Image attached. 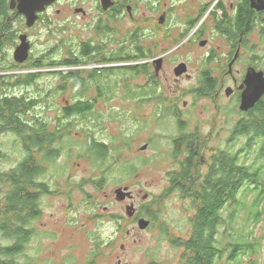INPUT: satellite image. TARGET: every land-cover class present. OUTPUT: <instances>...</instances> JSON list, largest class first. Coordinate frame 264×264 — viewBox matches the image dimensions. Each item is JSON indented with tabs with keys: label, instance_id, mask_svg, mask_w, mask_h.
I'll list each match as a JSON object with an SVG mask.
<instances>
[{
	"label": "rangeland",
	"instance_id": "rangeland-1",
	"mask_svg": "<svg viewBox=\"0 0 264 264\" xmlns=\"http://www.w3.org/2000/svg\"><path fill=\"white\" fill-rule=\"evenodd\" d=\"M199 1L175 0L173 3H177V7L189 4L184 8L186 13L195 12L200 5ZM201 1L212 5L201 20L207 23L201 28L203 32L199 34L201 38H194L192 43L187 42L183 50L174 51L184 41L180 33L187 25L179 20V17H185L183 11H179L174 17L176 41L173 38L164 40L167 30L159 28L157 21L149 22L150 29L158 31V34L145 39L147 40L145 46L157 50L148 62L151 73L157 75L154 77L160 83L159 100L139 104L134 98L127 99L128 85L139 90V85L146 81L145 75L138 74L124 86L120 82L123 83L125 78L129 77L125 76L127 72L120 77L110 76L109 81L103 74L100 85L111 89L104 97L111 94L108 99L113 98V101L107 103L100 99L95 110L105 113V120L99 122L92 119L90 122H84L79 117H73L68 122V129L71 131L65 129L67 131L61 137L65 139L68 133L69 138L66 137L65 140L60 138V146L56 143L60 156L52 164L43 160L42 153L35 152L37 160L48 169L47 174L39 180L48 185L50 193L41 195L42 216L33 224L37 236L24 255L18 257L17 262L25 264V261L32 260L34 264H86L91 260L94 264H119L122 260L123 264L184 263L185 250L171 243V240L189 238L191 233L189 220L195 211L180 193L168 191L172 186L171 174L180 170L178 161L173 158L174 143L169 139L172 135L179 137V126L174 116L168 118L167 122L162 119L166 117L168 111L176 113L187 125L186 133L194 139V146H203L201 154L207 161H210L219 149L225 148L233 125L240 120L236 97L226 98L225 91L216 100L195 94L199 87L198 76L212 51H215V57L207 64L210 67H227L224 58L230 55L232 46L236 45L235 41L232 43L227 36L217 33L216 21L208 17L218 0ZM225 2L227 7L232 3L239 4L236 0ZM65 11L66 9H63L62 14ZM55 13L56 10H53L49 14L50 18L58 22L57 25L51 28L47 24H39L31 30L33 58L29 61L30 64L26 65L28 60L24 64L16 62V43L12 41H6L0 52V68H3L0 70V77L4 79L2 80L4 82L0 81V99L6 95L26 101L38 98L39 104L32 110V115L43 118L49 131L56 128V120L61 116L60 109L65 105L64 98L73 103L74 93L71 90L65 93L59 90L52 92L62 83V79L57 75L75 72L82 73L85 78L89 76L91 70L104 68L101 67L102 64L97 63L104 54H97L95 64L91 59L84 65L76 67L64 65L60 67L59 64L57 70L55 69L59 73L56 74L42 72L45 68L33 69L32 66L39 63V59L45 64L68 60L71 52L79 53V45L93 36L86 27L88 21L77 18L75 14L70 17L67 12L56 19ZM220 15L221 13L217 16ZM17 24L22 26V22ZM127 24L128 27L132 26V23ZM143 24L145 27L148 22L145 21ZM94 37L97 38L95 34ZM202 41H207L205 47H200ZM158 42L159 46H156ZM165 47L170 49L165 50ZM166 52L171 54L166 56ZM161 56L164 57V62L158 71L153 61ZM240 58L236 71L245 73L250 65L264 71V38L259 28L247 37ZM139 61L136 64H142ZM183 62L190 66L189 73L192 79L177 81L174 70ZM128 67H132L130 63ZM213 72L220 75L217 70ZM27 75H36L39 78L36 83L27 85L25 83ZM117 81L120 86L118 84L116 88L112 83ZM90 94L95 95L94 89ZM53 98L58 99L56 105L44 103V99ZM233 108L239 113L230 114ZM32 115L24 113L21 117L31 121ZM99 125L102 126L101 129ZM12 130L8 128L3 131L0 128L2 173L11 172L24 158L22 140ZM90 136L109 145L108 161L103 166L108 168V171H103V168L94 162L95 155H88L81 148L80 144L87 145ZM145 146L147 148L142 150ZM238 147L239 144L236 148ZM184 158L185 156H180V159ZM126 165H134L136 168L134 173ZM1 184L0 188H3ZM121 188L135 192L136 208L141 212L150 211L156 214L157 219L149 229L143 231L139 227L136 229L135 226L130 227L124 223V230L119 232V224L115 219L119 216L126 217L128 210L125 203L117 200L116 191ZM257 230L258 236L264 235V223L258 226ZM126 231L130 234L128 235Z\"/></svg>",
	"mask_w": 264,
	"mask_h": 264
},
{
	"label": "trees",
	"instance_id": "trees-1",
	"mask_svg": "<svg viewBox=\"0 0 264 264\" xmlns=\"http://www.w3.org/2000/svg\"><path fill=\"white\" fill-rule=\"evenodd\" d=\"M2 5L3 3L0 4V37L8 28V12ZM240 6V18L234 26L236 33L247 35L260 26L261 36L264 38V12L255 15L248 2ZM244 16L247 18L243 19ZM227 32L229 31L225 30L224 34ZM87 50L88 46L84 47L81 56L77 57L71 53V60L76 61H64L60 64L84 65L89 61ZM116 56L113 55L112 62L117 61ZM132 60L137 59L130 57L123 61ZM51 65L53 64L42 62L32 67L41 69ZM131 68L121 72L112 70L108 78L120 77L127 72L130 79L132 75L138 74ZM95 75L96 79L90 80V74L85 78L82 73L58 74L62 79L59 91L65 93L71 90L74 93L73 103L63 110L65 129H68V122L72 117H79L84 122L92 119L104 121L105 113L96 112L97 103L92 99L90 91L96 88L97 97L102 98L111 89L100 85L98 71ZM38 78L36 75H27L25 83L34 84ZM2 80L4 79L0 77V81L4 82ZM204 82V90H214V82L209 79ZM112 84L117 88L119 82ZM126 89L129 97L137 94V89H133L130 84ZM37 104L39 102H28L16 96L0 99V128L5 131L13 127L12 132L22 140L24 149V158L15 169L8 173L0 172V183L3 185L0 188V264H20L17 262L18 257L24 255L37 236L33 224L42 216L40 195L49 193L50 189L39 180L47 174L48 169L37 160L35 152L42 153L43 160L51 164L60 156L56 143L61 145V137L49 133L46 124L38 129L30 128L28 122L21 117L27 113L26 109H34ZM235 109L230 114L239 113ZM239 115L240 120L233 125L225 148L213 154L210 161L201 154L203 146H194V139L186 133L187 125L176 113L168 111L162 119L167 122L168 118L174 116L179 126V137L172 135L169 139L174 143L173 158L178 161L180 170L171 174L172 186L168 191L180 193L195 211L189 220V238L171 240V243L185 250L183 264H264V235L258 236L257 230L264 223V97L256 108L248 113L240 112ZM66 137L69 138L68 133L64 138L67 139ZM89 139L87 145L80 144L81 148L88 155H95L94 162L103 171H108L103 166L108 161L109 145L94 136ZM68 143L73 145L69 141ZM238 144L239 147L236 148ZM180 156L185 158L182 160ZM200 156L205 159L203 166L195 164ZM126 167L133 173L136 170L134 165ZM161 230L166 233L164 229ZM25 262L28 264V261Z\"/></svg>",
	"mask_w": 264,
	"mask_h": 264
},
{
	"label": "flooded vegetation",
	"instance_id": "flooded-vegetation-1",
	"mask_svg": "<svg viewBox=\"0 0 264 264\" xmlns=\"http://www.w3.org/2000/svg\"><path fill=\"white\" fill-rule=\"evenodd\" d=\"M25 0H0V4L3 3L2 7L7 9L8 17V28L7 32H3L2 36L0 37V52L3 49V44L6 41H12L16 43L15 50L20 46L22 37H27V40L30 43L31 49L33 47V43L31 40V30H34L39 24H47L48 27L57 25L58 22L55 21V19L50 18V14L53 10H56V19L60 18V16L65 15L66 12L69 13V16L71 17L72 14H75L77 18H80L84 21H88L87 29L92 32V37L87 39L85 42H82L79 45L80 50L79 53L71 52L74 56H81L82 49L84 50V47L88 46V58L91 59L94 64L97 62L95 59V56L104 54L103 57L98 60L97 63L102 64L101 67L104 66L103 69L97 70H91L90 80L96 79V73L98 71V74L101 75L100 77H106V80H110L109 73L113 71H128V63L131 64L132 70L135 69L136 72H138L139 75L146 76V81L143 85H139V90H137V94L133 95L131 97L128 96L127 90L126 94L131 100L132 98L136 99V101L139 104L144 103H150L155 102L159 100L160 97V83L155 78L157 75H153L150 71V61L153 53H155L157 50L151 49L150 47L145 46V40L147 37H152V35L158 34V31L156 29L151 30L149 22L151 21H157L159 24V28L166 29L167 30V36L165 35L166 41H168V38H173L175 41L177 40V35H174L175 31V18L177 13L179 11H183L184 18L179 17V20H182L184 22V25H187L186 28L180 33L181 38L184 40L181 44L176 47L177 49H174V51L177 50H183V46L187 42H191L194 40V38H201L199 37L200 32H202L201 28H203L207 21H201L205 14L208 12V10L211 9L212 5H209L208 2L199 1L200 5L197 7L195 12L188 11L184 12L183 7H177V3H173L175 0H172L171 2L169 0H46L51 1L50 4H47L45 6L44 12L38 13V20L36 21L35 25L32 27H28L27 25V18L19 13V7L24 4ZM239 1V4L235 5L232 3L230 7H227L225 0H218L212 7V11L209 13V19L216 21V28L215 30L217 33L221 34L222 36H227L229 40L235 41L236 45L232 46V50L230 55H228L226 58V64L227 67H210L207 63H211L210 60H212L215 57V51H212V55H210L206 59V65L204 64L202 70L200 71V75L198 76V85L199 86L196 91V96L200 95L205 98H214L215 100L218 99L222 95V93L225 91L226 98H233L236 97L237 103H238V110L240 111V105L242 100V94L243 91L246 88V85L244 84L247 78L248 70L255 69L258 72H264L263 70L257 69L253 65H250L247 67V69L244 72L236 71V66L238 65L239 61L241 60L240 57L243 55V50L245 47V44L247 42V37L252 34L247 35H239L235 31L234 26L239 21L240 18V5H244L245 3L252 9L255 15L262 14L264 10L259 11L254 7V4L257 2V0H236ZM187 2V0H186ZM62 8V9H61ZM63 9H66V11L62 14ZM69 9L70 11L68 12ZM221 13L220 16H217ZM213 16V18L211 17ZM247 18V16H244L243 19ZM148 22V25L144 27L143 22ZM22 22V26H19L17 23ZM203 22V23H202ZM127 23H132L131 27H128ZM256 28L260 29V33L262 31L261 27L258 26ZM255 28V29H256ZM231 29H233L231 31ZM255 29L252 31L254 33ZM225 30H228L229 32L225 33ZM231 31V32H230ZM199 32V33H198ZM203 33V32H202ZM94 34L97 38L94 37ZM239 35V37H237ZM198 36V37H197ZM94 37V38H93ZM237 37V38H235ZM179 39V38H178ZM154 40V39H152ZM19 43V44H18ZM207 45V41H202L200 43V47H205ZM205 45V46H204ZM156 46H159V42ZM165 50L170 49V47H165ZM32 50H30V56L28 58V62L26 65L30 64L29 61L32 60ZM116 54L117 61L112 62L114 59L113 55ZM130 54V55H129ZM171 54L170 52H166L165 55ZM147 56L146 58H143ZM135 58L137 60H132L130 62L123 61L126 58ZM77 59V58H76ZM123 59V60H122ZM74 60V59H72ZM71 58L69 57L68 60L65 62H72ZM78 60V59H77ZM140 60L139 62H142V64H136V62ZM164 57H157L154 59V66H156V69L158 71L161 70ZM224 60V62H225ZM76 61V60H74ZM41 60H39V63ZM42 63V62H41ZM62 62L53 63L51 62V66L41 68L44 69L42 72L47 73L51 72V74L59 73L55 71L57 70V66ZM20 64V63H19ZM24 64V63H23ZM38 64V63H37ZM58 64V65H56ZM136 64V65H134ZM24 65V66H26ZM61 65V64H60ZM117 65V66H116ZM19 66V65H18ZM65 66V65H64ZM60 66V67H64ZM21 67V66H20ZM76 67V66H74ZM96 67V65H94ZM37 68V67H36ZM35 69V67L33 68ZM213 70H217V72L220 75H216ZM175 75L176 80L179 81L180 79H192L190 72V66L188 63L183 62L179 64L175 68ZM61 74V73H60ZM69 73L68 75H70ZM77 74V73H76ZM103 74H105L103 76ZM137 74V75H138ZM242 74V75H241ZM137 75H132L129 79V77L125 78L123 83L120 82V84H124V86L128 85L129 80L132 78L137 77ZM58 76V75H57ZM56 76V77H57ZM93 76V77H92ZM103 76V77H102ZM127 76V75H125ZM155 76V77H154ZM61 78L60 76H58ZM113 78V77H112ZM211 80L215 83L214 90L211 92H207L204 90V87H206L204 80ZM107 81V82H108ZM106 82V81H105ZM119 82V81H117ZM61 86V85H59ZM58 86V88H59ZM58 88L54 89L52 92H59ZM93 91V90H92ZM63 92V91H62ZM95 95L92 97L94 102L97 104L99 103L100 99H103L107 103H111L113 101L112 99H108L111 94H109L106 97L98 98L97 97V89L94 88ZM9 95H6L5 97H8ZM57 98L53 99H44V103L56 105L57 104ZM65 100V105L62 106L61 110V116H58L56 120V128L51 129L49 131V127H47V131L52 134H57L59 137L64 136L65 134V122L63 117V110L65 107H69L72 103L69 100ZM112 100V101H111ZM39 102L40 100L38 98L36 99H29L28 102ZM96 104V105H97ZM31 108L26 109L27 114L32 115ZM237 110V109H236ZM243 113V112H242ZM248 113V112H246ZM31 121L25 120V122H28V125L30 128L38 129L41 126H44V124L47 125V123H44L43 118H39L38 116L32 115ZM73 118V117H72ZM105 120V119H104ZM182 121V120H181ZM102 122V121H101ZM185 123L184 121H182ZM48 126V125H47ZM69 126H67L68 128ZM100 129L102 128L101 125H99ZM13 129V127H11ZM2 130V129H1ZM201 147V146H200ZM196 165L203 166L205 165V159L203 156H200L196 159ZM172 183V181H171ZM123 189V188H121ZM119 190V189H118ZM38 192V191H37ZM128 192H130V196H127L124 201H121V203H125L126 206L134 208L133 215H129L127 211V216H119L115 220L118 221L119 224V232H122L125 228V224H128L130 227L135 226L136 229L139 227L140 230V221L144 218L145 220L150 222V226L147 228L149 229L157 219L156 214L154 212L146 211L141 212L140 209L136 208V194L135 192L128 189ZM50 193V191H49ZM48 193H43L42 195H45ZM41 196V195H40ZM144 199H147V196L144 197ZM129 202V203H127ZM127 207V209H128ZM41 218V217H40ZM37 219L36 221L40 220ZM35 221V222H36ZM36 230V229H35ZM146 230V229H145ZM37 232V231H36ZM129 235L130 232L126 231ZM88 236V235H87ZM90 237V236H89ZM124 250V246L122 248ZM28 264H34V262L28 261ZM86 264H94L93 261L89 260ZM119 264H123L122 260L119 261ZM157 264V263H154Z\"/></svg>",
	"mask_w": 264,
	"mask_h": 264
},
{
	"label": "water",
	"instance_id": "water-1",
	"mask_svg": "<svg viewBox=\"0 0 264 264\" xmlns=\"http://www.w3.org/2000/svg\"><path fill=\"white\" fill-rule=\"evenodd\" d=\"M254 1V0H253ZM23 5L19 7V13L27 18L28 27L35 25L38 20V13L44 12L45 6L50 4L51 1L46 0H25ZM254 7L262 11L264 10V0H257ZM27 40V37H22L21 44L15 51L16 62L23 64L30 56L31 46ZM205 44V43H204ZM246 85L242 94V100L240 105V112L246 113L256 108V105L264 97V72H258L255 69L248 70L247 78L244 83ZM147 146L143 147L145 150ZM117 200L124 201L127 196H130L128 188L119 189L116 191ZM128 214L133 215L134 208L128 207ZM150 226V222L144 218L140 221V228L144 231Z\"/></svg>",
	"mask_w": 264,
	"mask_h": 264
}]
</instances>
